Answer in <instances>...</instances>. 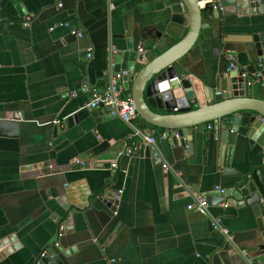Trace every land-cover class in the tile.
Listing matches in <instances>:
<instances>
[{
    "label": "crops",
    "instance_id": "1",
    "mask_svg": "<svg viewBox=\"0 0 264 264\" xmlns=\"http://www.w3.org/2000/svg\"><path fill=\"white\" fill-rule=\"evenodd\" d=\"M204 23L176 65L179 78L199 85L200 105L208 104L203 89L226 93L230 64L244 70L253 63L264 15ZM187 29L180 0H0V120L19 119L16 136L0 135V264H40L48 249L62 264H212L216 256L222 264H264V224L260 231L250 209L230 197L220 206L216 188L231 191L239 179L221 176L219 144L207 124L190 131L192 143L173 131L169 162L161 139L147 145L145 137L159 135L145 134L139 117L131 125L102 121L86 108L89 89L119 79L110 54L130 44L150 61ZM253 90L264 100V88ZM127 148L134 153L119 157ZM262 159V149L239 134L230 169L246 173ZM79 180L91 202L67 211L59 199ZM119 189L112 208L98 200ZM200 198L210 199L206 212L186 209Z\"/></svg>",
    "mask_w": 264,
    "mask_h": 264
},
{
    "label": "water",
    "instance_id": "2",
    "mask_svg": "<svg viewBox=\"0 0 264 264\" xmlns=\"http://www.w3.org/2000/svg\"><path fill=\"white\" fill-rule=\"evenodd\" d=\"M216 8L209 5L200 7L197 0H180L188 15V29L183 31L179 41L154 57L145 61L144 56L138 54L129 44L124 51L110 54V72L120 76L114 81L122 84L125 91L130 88L131 97L140 120L144 123L145 134L156 133L162 136L160 147L167 161H171L170 148L174 143L171 133L176 132L177 138H188L190 131L204 124H218L220 130L217 139L219 144L221 176L236 177L239 185L231 191H226L218 197L232 198L240 203V207L248 208L256 218L258 227L263 230L264 224V165L256 167L246 173L230 169L232 150L236 144L237 136L245 135L250 145L257 144L263 152L264 164V100L254 95L253 85H249L243 73L248 76L260 75L264 79V32L253 37L255 59L244 70L232 71L229 74V87L226 93L215 94L212 90L208 93L203 89L207 105L198 102L199 85L193 83L188 77L179 78L177 63L187 55L196 44L200 32L209 26L206 19H221L230 15H264V0H214ZM212 11V15L210 12ZM138 50V49H137ZM122 73H126L122 75ZM178 78V80H174ZM131 84V86H129ZM167 84V87L161 88ZM264 88V86H260ZM196 107L195 109H193ZM102 121L117 118L111 115L109 108L100 107L95 111ZM95 115H93L94 117ZM230 121V122H229ZM243 126L239 129V123ZM19 119L0 120V135L16 136L18 133ZM213 135V133H211ZM192 138V137H191ZM182 144L179 141L176 144ZM184 146V145H183ZM151 158L159 160L157 151H150ZM78 193V196L76 195ZM83 180L65 186L64 195L59 199L65 210L71 208L82 209L91 202ZM107 207L117 201L101 197ZM209 205L210 199L207 198ZM227 206L229 204L226 202ZM40 264H62L58 256L50 249L38 259ZM212 264H222L216 256Z\"/></svg>",
    "mask_w": 264,
    "mask_h": 264
},
{
    "label": "built area",
    "instance_id": "3",
    "mask_svg": "<svg viewBox=\"0 0 264 264\" xmlns=\"http://www.w3.org/2000/svg\"><path fill=\"white\" fill-rule=\"evenodd\" d=\"M199 3L200 7H205L206 5H209L212 9H215L216 3L214 0H197ZM62 5H59L61 7ZM30 25V19L26 18L25 22L23 23L24 27H28ZM76 36L78 38H81L83 35L80 32L76 33ZM138 51L141 53L142 48H138ZM92 54L88 52L86 54V59H90ZM238 67L235 64H230L228 69H227V74L232 72V71H238ZM126 73H122V75H125ZM243 78L247 79V83L249 85H259V86H264V79L261 78L260 75H253V76H248L246 73L242 74ZM117 78H120V76H117ZM174 80H178V78H175ZM89 92V100L86 103V108L89 110H96L99 109L100 107L104 108H109L111 110V115H116L119 117L124 123L131 125L133 121H135L138 118V114L136 111V107L134 104V101L131 97L130 94L126 93L123 91L121 87H118L114 83L108 84L105 88L103 89H98V88H91L88 90ZM220 94V93H218ZM220 125L218 124H213L209 123L207 124V130L213 133V136L215 139H217L219 130H220ZM162 136H159L158 138L156 137H145L144 140L147 143V145H155L157 140H160ZM175 137L177 138V134L175 133ZM134 153V151L130 148H127L125 151H120L118 153V156L121 157L122 155H129L131 156ZM74 163L79 166L80 168L85 167V163L79 160L74 161ZM111 168L114 169L116 168V163L111 164ZM163 169L167 170V166L163 165ZM215 191H218L220 195L224 193V190L216 188ZM122 195V190L119 189L113 194V199L115 201H118ZM222 208H226L227 204H221L220 205ZM208 207L207 200L205 198H200L197 199L195 202L187 205L186 209L188 211H198L201 213L206 212V209ZM220 223L221 219L220 218H214L212 222V227L214 229H220ZM63 227H60L59 232H62ZM58 244L55 243L54 247H57ZM46 253H42L41 256H43Z\"/></svg>",
    "mask_w": 264,
    "mask_h": 264
},
{
    "label": "clouds",
    "instance_id": "4",
    "mask_svg": "<svg viewBox=\"0 0 264 264\" xmlns=\"http://www.w3.org/2000/svg\"><path fill=\"white\" fill-rule=\"evenodd\" d=\"M165 87H167V84H164V85L161 86V88H165Z\"/></svg>",
    "mask_w": 264,
    "mask_h": 264
}]
</instances>
